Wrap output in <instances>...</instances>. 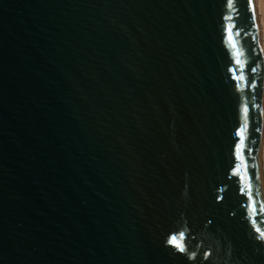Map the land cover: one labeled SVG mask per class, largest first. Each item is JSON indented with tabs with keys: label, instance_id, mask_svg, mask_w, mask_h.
I'll use <instances>...</instances> for the list:
<instances>
[{
	"label": "water",
	"instance_id": "obj_1",
	"mask_svg": "<svg viewBox=\"0 0 264 264\" xmlns=\"http://www.w3.org/2000/svg\"><path fill=\"white\" fill-rule=\"evenodd\" d=\"M253 7L0 0V264H264Z\"/></svg>",
	"mask_w": 264,
	"mask_h": 264
},
{
	"label": "snow or ice",
	"instance_id": "obj_2",
	"mask_svg": "<svg viewBox=\"0 0 264 264\" xmlns=\"http://www.w3.org/2000/svg\"><path fill=\"white\" fill-rule=\"evenodd\" d=\"M227 4L229 6H231L232 0H227ZM247 9H248V11L250 13H252V15L250 16L251 29L252 30H256L258 28V24L256 23V19H255L254 7H253V0H247ZM225 19H230V17H227L226 16ZM246 35H247V33H246ZM233 46L235 47V45H233ZM250 51L253 54H257V55L259 54L258 53V49L255 48V47L254 48H251ZM235 55L238 56L239 53H236ZM234 63L236 65H240V60L239 59H236L234 61ZM228 71L230 73H233V75L231 77L233 80H236V81H243L244 80V77L243 76H240V75H236L235 74V72H236L235 69L229 68ZM250 71L252 73H255L256 72V68L255 67H252V68H250ZM256 83L257 82H256L255 79H250V80L246 81V85L248 87H250V88L256 87ZM237 88L239 89V84H237ZM252 107L255 108L256 105H252ZM240 113H241V116L243 118H247L248 113H249V106L246 105V104L241 103V105H240ZM242 132H243V126H241V128H238L237 129V136L240 137V140L235 144V148L233 150V155L236 157L237 160H239L243 164L244 163V158L241 156V151H242L243 146H244V137H243ZM247 152L250 154L251 153V149H247ZM232 172H233L234 175L239 176L240 175V167H239V165H237L236 167H234L232 169ZM240 179L243 180L244 177L243 176H240ZM240 192H241L242 195H246L247 196V200L250 202L249 203V207H253L252 204H251V201L253 199L252 193H251V185L250 184L248 185V191H247V193H245V189L244 188H241L240 189ZM221 199H222V197L220 195H217L216 196V200L217 201H219ZM253 210H255V209H253ZM256 231L258 233V236L264 237V232H260L259 229H256ZM180 235L183 236L184 234L183 233H180ZM167 242H168L169 245H171L172 248H174L177 252L182 253L187 259L191 260V259L194 258L195 254L194 253L193 254H190L186 250V248L184 246H182L181 244L177 243L175 241V237L169 236L168 239H167ZM203 255L205 257H207L209 255V253L205 252V253H203Z\"/></svg>",
	"mask_w": 264,
	"mask_h": 264
},
{
	"label": "bare ground",
	"instance_id": "obj_3",
	"mask_svg": "<svg viewBox=\"0 0 264 264\" xmlns=\"http://www.w3.org/2000/svg\"><path fill=\"white\" fill-rule=\"evenodd\" d=\"M256 8L258 20L261 27L264 41V0H253ZM261 105L263 110V128L259 135V144L257 151V164L261 178L262 189L264 192V79L262 80Z\"/></svg>",
	"mask_w": 264,
	"mask_h": 264
}]
</instances>
